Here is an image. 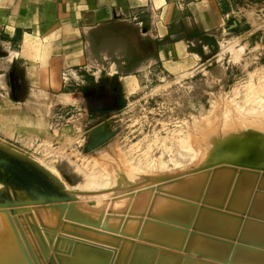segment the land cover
Here are the masks:
<instances>
[{
    "label": "rangeland",
    "instance_id": "obj_1",
    "mask_svg": "<svg viewBox=\"0 0 264 264\" xmlns=\"http://www.w3.org/2000/svg\"><path fill=\"white\" fill-rule=\"evenodd\" d=\"M218 8L220 26L191 37L194 55L189 68L169 72L154 65L140 72L145 75L138 85L130 84L129 91H135L130 95L122 92L114 77L110 88L115 101L105 105H111L109 109L91 110L86 104L88 116L74 119L83 125L66 134V146L44 153L36 145L31 150L42 157L35 158L0 140L3 152L42 171L87 219L101 216L100 225L106 222L107 230L78 223L81 233L92 234L83 230L92 229L105 242L60 232L65 219L57 220L58 210L35 208L26 190L6 188L0 181V192L22 203L0 208V238L25 251L27 261L31 259L13 220L17 214L27 224L24 234L29 245L37 248L46 264H128L135 243L181 254L180 259L163 255L165 264H201L196 257L184 260L182 250L161 245L155 228L174 224L148 217L147 211L155 193L152 215L174 205L162 195L192 190L201 181L196 179L216 166L264 172V0H219ZM3 55L0 46V58ZM6 66L0 59V91L10 88L13 69ZM225 174L218 171L214 182L220 184ZM178 177L185 182L157 186ZM191 230L185 227L187 237ZM152 235L154 243L142 238ZM34 254L38 255L36 249ZM158 255V250L139 246L134 264Z\"/></svg>",
    "mask_w": 264,
    "mask_h": 264
},
{
    "label": "crops",
    "instance_id": "obj_2",
    "mask_svg": "<svg viewBox=\"0 0 264 264\" xmlns=\"http://www.w3.org/2000/svg\"><path fill=\"white\" fill-rule=\"evenodd\" d=\"M218 1L0 0V59L13 69L0 91V140L41 158L31 149L66 146L86 104L115 101L114 77L130 95L154 65L189 68L191 37L222 23Z\"/></svg>",
    "mask_w": 264,
    "mask_h": 264
},
{
    "label": "water",
    "instance_id": "obj_3",
    "mask_svg": "<svg viewBox=\"0 0 264 264\" xmlns=\"http://www.w3.org/2000/svg\"><path fill=\"white\" fill-rule=\"evenodd\" d=\"M109 106H97L91 110L109 109ZM220 170H225L226 174L221 178L222 180H219L220 184H216L214 182L215 174ZM198 179L201 181L197 186L187 185L194 186L191 188L192 190L189 188L187 192L169 191V194L162 195L175 203L163 209L161 213L152 215L150 210L156 196V193L154 194L147 216L174 224V226H157L155 228L156 233H159L157 237L161 239L160 244L178 251L182 250L186 253L183 257L184 260H192L190 258L196 257L201 264H206L208 260L222 264H264V172L219 165L212 170H205L202 177L199 176L196 180ZM189 180L191 179H188L186 183ZM0 181L6 188L8 186L11 189L22 187L26 190L33 196L32 201L36 203L35 208L58 210L57 220L60 222L62 217L65 219L59 227L60 232L96 242H105L101 237L103 235L92 229H83L92 234L81 233L79 228L83 226L78 224L92 227L101 226L102 229L107 230L106 222L100 225L101 216L98 219H87L86 213L76 208V202L69 201L67 194L50 181L42 171L30 163H25L14 154L3 152L1 149ZM179 182H185V178L178 177L157 186ZM152 188L149 187L148 190L151 191ZM20 206L22 203L16 199L13 200L6 191L0 192V208ZM143 214L144 211L141 215ZM18 219H21V222ZM13 220L32 263L46 264L37 248L32 249L26 239L24 231H27V224L23 215L17 214ZM66 220L77 223L74 225ZM40 224L42 227H47L42 222ZM58 224L49 228L57 230ZM146 225L147 223H144L142 230H146ZM185 227L192 229L188 237ZM135 230L137 229L135 228ZM151 231L154 232V225ZM152 236V238H142L154 243L157 240H154V235ZM235 240L236 243L233 245ZM135 244L128 264L135 263V251L139 246L142 249L158 250L159 252L155 259H150V257L148 260L138 259L139 264H165L161 261L163 255L170 256L171 254L176 258L181 256V254L168 251L163 247ZM35 249L37 256L34 254Z\"/></svg>",
    "mask_w": 264,
    "mask_h": 264
},
{
    "label": "bare ground",
    "instance_id": "obj_4",
    "mask_svg": "<svg viewBox=\"0 0 264 264\" xmlns=\"http://www.w3.org/2000/svg\"><path fill=\"white\" fill-rule=\"evenodd\" d=\"M51 176H53V175H51ZM54 177L56 178V176H54ZM57 179H56V181H58ZM58 183H59V181H58ZM61 187H63V186H61ZM17 248H18V246L14 245V242H12L11 240L0 238V261L4 260L5 258H8L4 264H32L31 261H27L25 259L26 258V256H25L26 252L22 251V249L20 250V248L18 250ZM219 264H222V263H219Z\"/></svg>",
    "mask_w": 264,
    "mask_h": 264
}]
</instances>
